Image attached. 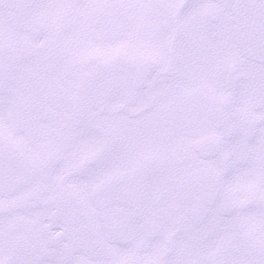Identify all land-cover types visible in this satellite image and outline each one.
<instances>
[{
    "label": "snow or ice",
    "instance_id": "snow-or-ice-1",
    "mask_svg": "<svg viewBox=\"0 0 264 264\" xmlns=\"http://www.w3.org/2000/svg\"><path fill=\"white\" fill-rule=\"evenodd\" d=\"M0 264H264V0H0Z\"/></svg>",
    "mask_w": 264,
    "mask_h": 264
}]
</instances>
